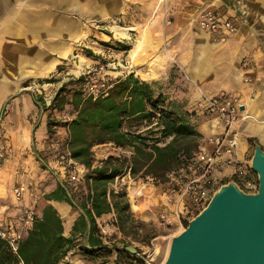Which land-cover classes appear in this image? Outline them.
<instances>
[{"label": "rangeland", "instance_id": "1", "mask_svg": "<svg viewBox=\"0 0 264 264\" xmlns=\"http://www.w3.org/2000/svg\"><path fill=\"white\" fill-rule=\"evenodd\" d=\"M19 1L0 0L9 6L0 9V51L3 53L0 85L2 82L6 85L0 97V142H4L7 149L6 159L0 162L1 223L18 222L26 208H32L38 217L45 198L58 185L67 190L71 199L70 205L65 203V207L81 213L78 206L86 200L89 171L75 161L81 178L79 182H71L68 180L70 171L61 158L71 152L67 125L75 117L70 105L72 91L82 92L83 97L95 96L107 91L114 81L131 74L129 71H134L132 74L140 81H144L141 77L150 79L148 83L155 92L165 96L166 110L189 115L191 124L201 135L199 147L211 134L210 126H217L214 117L203 107V98L226 93L236 97L246 109L251 105L253 110L242 115L240 109L236 123L246 121L252 130L245 137L249 146L246 160L250 162L254 144L264 150V140L255 134L264 126V25L256 27L258 35L249 43L247 55L240 59L238 77L233 80L226 71L227 66L224 72L210 74L203 70L205 62L208 58L213 61L212 56H216L217 51L202 46L201 51L196 49L193 54L198 39L209 41L198 24L205 7L186 9L182 0L161 3L150 0L140 5L128 4L113 17L96 23V18H90L93 11L89 16L73 15L70 19L66 11L15 8L21 6ZM121 30H129L128 37L121 36ZM50 79L51 83H44ZM257 80L259 84L253 89L251 86H255ZM63 85L65 90L60 93ZM64 96L66 102L61 108H55L54 104ZM18 99L33 102L27 122L22 108L15 105ZM29 123L33 130L41 125L46 128L43 148L35 139L17 137L28 129ZM155 125L153 119L131 132L156 139L160 134ZM16 132L22 133L13 137ZM12 138L22 140L13 144ZM15 145L19 149H13ZM90 151L92 167L99 166L108 157L126 159L127 166L134 155L131 148L116 147L110 142L94 145ZM5 162L8 165H4ZM16 185L26 188L21 201H16L12 194ZM161 185L158 180L141 176V172L134 178L127 172L108 184L109 189L125 192L131 214L133 205H144L143 209L153 214L152 219L139 220L132 214L131 220L124 221L121 227L113 212L98 219L99 236L106 241L111 257L90 259L80 253V258L89 264H113L116 250L128 245L138 253L133 255L134 260H121V264H163L171 239L180 234L197 213L177 217L178 208L174 207L177 204L174 200V205L163 200V194L168 193ZM61 204L58 203L56 210L62 219ZM10 211L17 216H6ZM75 240L79 250L83 239Z\"/></svg>", "mask_w": 264, "mask_h": 264}, {"label": "trees", "instance_id": "2", "mask_svg": "<svg viewBox=\"0 0 264 264\" xmlns=\"http://www.w3.org/2000/svg\"><path fill=\"white\" fill-rule=\"evenodd\" d=\"M86 52L94 56L90 51ZM51 82L52 79L44 83ZM64 90L63 85L59 92ZM64 102L66 96L61 97L54 107L59 109ZM165 102L164 95L156 93L150 83L138 80L132 73L114 81L107 91L96 96L83 97L82 92L73 90L70 105L75 117L67 125L69 155L89 174L86 177V200L78 206L81 213L72 227V235L64 236L60 215L56 208L47 204L19 241L15 254L4 241H0V264H60L74 247L75 235L84 234L87 225L88 246L81 247L80 253L90 259L110 258L111 252L103 245L96 220L113 212L118 227H121L124 221L131 220L132 214L125 192L109 189L108 184L127 172L132 178L141 172V176H149L164 184L170 174L187 167L199 149L201 135L191 124L189 115L166 110ZM153 119L159 128V138L147 139L131 132V129ZM165 139L170 140L163 143ZM108 142L133 150L134 155L127 166L126 159L108 157L99 166L92 167V146ZM45 200L71 203L67 190L60 185ZM116 255L113 264L134 260V256L122 247L116 250Z\"/></svg>", "mask_w": 264, "mask_h": 264}, {"label": "built area", "instance_id": "3", "mask_svg": "<svg viewBox=\"0 0 264 264\" xmlns=\"http://www.w3.org/2000/svg\"><path fill=\"white\" fill-rule=\"evenodd\" d=\"M243 4L244 0H233L231 13L228 9L203 11L199 18V29L208 34L214 44L226 43L239 31V26L233 17ZM202 105L214 117L219 132L206 139L209 148L201 145L191 163L170 174L168 181L162 185L170 195V199L180 208L177 217L198 213L206 206L214 191L228 182H235L245 193L257 192V176L251 170L250 162L236 159L239 141L233 127L239 119L238 113L241 108L238 99L226 93H219L203 98ZM6 156V144L0 142V162L5 160ZM61 158L65 160L66 167L70 171L68 180L79 182L81 177L78 175L77 163L69 154ZM216 170L220 171L214 175ZM12 194L16 201H21L26 194V188L23 185H16ZM36 217L32 208H26L18 220L20 229L14 227L12 223L0 222V241H4L15 254L19 241L24 238Z\"/></svg>", "mask_w": 264, "mask_h": 264}, {"label": "crops", "instance_id": "4", "mask_svg": "<svg viewBox=\"0 0 264 264\" xmlns=\"http://www.w3.org/2000/svg\"><path fill=\"white\" fill-rule=\"evenodd\" d=\"M147 1H150V0H20L18 3L21 4V6L18 5V6H15V8H22L26 10L49 9V10L66 11L68 18L70 19L74 17L73 15L83 16V17L89 16L90 11H93V13H91L92 16L90 18H96L95 22L98 23L101 20L105 19V17L106 18L113 17L114 15L119 13L122 9H126L128 7L127 6L128 4H134V5L139 4L140 5L142 3H147ZM158 2L161 3L163 2V0H156V3ZM181 4L186 9H198V8H203V7L206 8L205 10L228 9L230 13L233 10V0H182ZM8 8H9L8 5H5L4 3L0 2V9H8ZM233 18L236 20L239 26V31L236 35L230 37L225 44H214L211 41L210 36L202 32L207 36L209 41H207L206 38L198 39L196 43L194 44L193 54L195 55L196 49L201 51L202 46H207L209 51H215V52L217 51L216 52L217 55L212 56L213 61L210 58H208V60L205 62L204 66L202 67L203 70L205 72L207 71L210 74L213 72H224L225 67L227 66L228 68L226 69V71L229 72L232 75L231 77L233 78V80H235L238 77V73L240 69L239 68L240 59L244 55H247L249 51L248 50L249 43L255 40L256 35H258V32L255 30L256 27L259 25H264V0H244V4L242 8L236 11V15H234ZM213 45H215L216 47L213 48ZM132 52L130 55L131 58H133V55H134L132 54ZM2 59H3V53L2 51H0V72L3 69ZM129 72L133 73L134 71H129ZM141 79L147 82H151L150 79H147L146 77L145 78L141 77ZM255 84H256L255 86H251L253 89L257 86V84H259V80H257ZM4 89H6V85L2 82L0 85V93H1V90L3 91ZM2 94L3 93L0 94V97L2 96ZM15 105L20 106L22 108V112L24 116L26 117V122H27L29 119L28 115H30V113L33 111V102L31 104V101L29 99L25 101H21L18 99V103H16ZM240 109H242L241 110L242 112L240 115L253 110L251 105L248 106L247 109L245 106L244 107L241 106ZM211 122L213 121L211 120ZM245 122L246 121H243L239 123V125L237 124L235 126V130L237 132L238 141H239V146H238V149L236 150V159L241 162L247 163L249 162L246 160L249 146H248V143L245 137L249 135L250 132H252V130L250 129V126L247 125V123L245 124ZM24 126L25 124L23 125V127ZM262 128L263 129L261 131L259 132L257 131L255 134L264 140V126H262ZM218 132H219V127L217 128V126L215 127V125H211L210 130H209V133L211 134H209L208 137ZM21 133L16 132V134H14L13 137H16L17 134H21ZM46 136H47L46 128L43 125L33 130L31 129V126L29 123L28 129L25 128V132L22 133V135H18L17 137H22L23 139L24 138L27 139L29 137L30 140L35 139L37 145L42 147L44 145ZM12 139H11V143L13 144H19L18 141L21 142L22 140V139L19 140V138L18 139L15 138L14 140ZM27 143L28 142L26 140V144ZM203 146H206V148H209V146L206 143V139L203 142ZM13 149H19V147L15 145ZM205 150H209V149H205ZM5 163L4 165H8L7 163L6 164ZM219 171L220 170H216L214 175H217ZM163 198H164L163 200H165L166 203L168 202V203H171V205H174V201L170 199V195L163 194ZM44 203L45 205L51 204L54 208L59 209L58 202H53V201L47 202L46 200H44ZM65 205H66L65 203L64 205L62 203L60 206V209L63 212L61 214L62 219L64 218L62 220L64 236L70 237L72 235V227L77 222L79 218V214L74 213L73 211L69 210L67 207H65ZM143 206L144 205H140V206L133 205V209L131 212L132 214H134L133 215L134 218L139 219V220L152 219L153 214L150 212V210L147 211L146 209H143ZM174 207L175 209L176 207L178 208L176 209V211L180 210L179 206L174 205ZM145 208H148V207H145ZM15 214L17 213H13L10 211V213L8 212L6 216L11 215V216H14L15 218V216H17ZM106 215H110V214H106ZM106 215H103L98 219H101ZM39 216H40V213L38 217ZM10 223H12L14 227H16L17 229L21 228V226L18 224L17 221L3 222V224H10ZM88 230H89V227L87 225L84 231V234L75 235L76 239H78V237L83 239V242H84L83 246H88L87 244V237H88V232H89ZM101 240L103 242L104 247H107L105 245L106 241L103 240L102 238ZM76 241L77 240H75V242ZM67 263L69 264H89L87 261L84 262V260L80 258V251L78 250L77 245H74V247H72L70 251L67 253L64 260L60 262V264H67Z\"/></svg>", "mask_w": 264, "mask_h": 264}, {"label": "water", "instance_id": "5", "mask_svg": "<svg viewBox=\"0 0 264 264\" xmlns=\"http://www.w3.org/2000/svg\"><path fill=\"white\" fill-rule=\"evenodd\" d=\"M253 147L257 192L245 193L235 182L221 185L171 239L163 264H264V150ZM122 248L137 254L133 246Z\"/></svg>", "mask_w": 264, "mask_h": 264}, {"label": "bare ground", "instance_id": "6", "mask_svg": "<svg viewBox=\"0 0 264 264\" xmlns=\"http://www.w3.org/2000/svg\"><path fill=\"white\" fill-rule=\"evenodd\" d=\"M119 33L121 34V36L126 38L130 34V31L129 30H121ZM80 67H81V65L77 66V69H80Z\"/></svg>", "mask_w": 264, "mask_h": 264}]
</instances>
